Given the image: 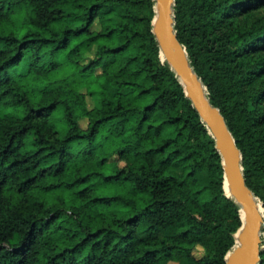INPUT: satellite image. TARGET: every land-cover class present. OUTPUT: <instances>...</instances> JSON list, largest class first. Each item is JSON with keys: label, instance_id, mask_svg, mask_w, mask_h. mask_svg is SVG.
Segmentation results:
<instances>
[{"label": "trees", "instance_id": "1", "mask_svg": "<svg viewBox=\"0 0 264 264\" xmlns=\"http://www.w3.org/2000/svg\"><path fill=\"white\" fill-rule=\"evenodd\" d=\"M154 3L0 0V264H225L239 205ZM174 11L264 207V0Z\"/></svg>", "mask_w": 264, "mask_h": 264}, {"label": "water", "instance_id": "2", "mask_svg": "<svg viewBox=\"0 0 264 264\" xmlns=\"http://www.w3.org/2000/svg\"><path fill=\"white\" fill-rule=\"evenodd\" d=\"M175 0H155L152 18L153 31L160 48V58L175 71L202 121L215 139L223 165V187L233 189L239 205L241 225L235 232V244L225 255V264H259L264 246V207L262 201L246 183L242 152L221 113L207 96V87L190 63L186 46L175 29ZM156 18V20H155ZM163 56V57H162ZM259 200L263 211L259 208Z\"/></svg>", "mask_w": 264, "mask_h": 264}, {"label": "bare ground", "instance_id": "3", "mask_svg": "<svg viewBox=\"0 0 264 264\" xmlns=\"http://www.w3.org/2000/svg\"><path fill=\"white\" fill-rule=\"evenodd\" d=\"M155 20H156V18H155ZM162 57H163V56H162ZM225 187H226V191H227V193L229 194V196L233 197V196H234V191H233V189L230 188V187L227 185V183L225 184ZM259 208H260V210H261V212H262V211H263V207H262V204H261L260 200H259Z\"/></svg>", "mask_w": 264, "mask_h": 264}, {"label": "rangeland", "instance_id": "4", "mask_svg": "<svg viewBox=\"0 0 264 264\" xmlns=\"http://www.w3.org/2000/svg\"><path fill=\"white\" fill-rule=\"evenodd\" d=\"M83 124H85V121H83ZM263 236H264V233H263ZM201 253H202V250L199 249V251H197V254L200 255ZM169 264H177V262L172 260L169 262Z\"/></svg>", "mask_w": 264, "mask_h": 264}]
</instances>
